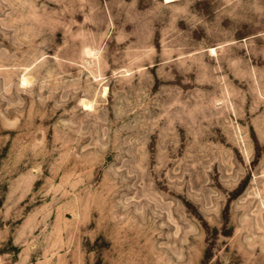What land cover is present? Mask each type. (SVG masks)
Masks as SVG:
<instances>
[{"label": "rangeland", "instance_id": "obj_1", "mask_svg": "<svg viewBox=\"0 0 264 264\" xmlns=\"http://www.w3.org/2000/svg\"><path fill=\"white\" fill-rule=\"evenodd\" d=\"M0 264H264V0H0Z\"/></svg>", "mask_w": 264, "mask_h": 264}, {"label": "bare ground", "instance_id": "obj_2", "mask_svg": "<svg viewBox=\"0 0 264 264\" xmlns=\"http://www.w3.org/2000/svg\"><path fill=\"white\" fill-rule=\"evenodd\" d=\"M25 81H26V80H25ZM22 83H24V79H23Z\"/></svg>", "mask_w": 264, "mask_h": 264}]
</instances>
